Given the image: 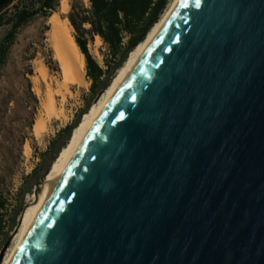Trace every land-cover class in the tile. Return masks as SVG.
<instances>
[{
  "label": "water",
  "instance_id": "water-1",
  "mask_svg": "<svg viewBox=\"0 0 264 264\" xmlns=\"http://www.w3.org/2000/svg\"><path fill=\"white\" fill-rule=\"evenodd\" d=\"M11 264H264V0L179 1Z\"/></svg>",
  "mask_w": 264,
  "mask_h": 264
},
{
  "label": "rangeland",
  "instance_id": "rangeland-1",
  "mask_svg": "<svg viewBox=\"0 0 264 264\" xmlns=\"http://www.w3.org/2000/svg\"><path fill=\"white\" fill-rule=\"evenodd\" d=\"M21 1L25 0H16L7 8L4 13L6 18L13 15ZM61 2L62 0H56V9L50 15L59 14L62 19L69 20L70 24L69 14L73 6L76 12L82 9L91 11L90 0H67L65 11L61 8ZM171 2L172 0H169L166 9ZM49 16L42 13L33 16L14 31L10 41H7V36L12 30V23L0 26V47L7 45L0 61V192L6 199L0 252L7 245L0 257V264H3L12 245L22 211L32 200L34 189L45 180L47 172L61 152L56 154L49 149L51 140L79 115H82L81 122L85 113L82 114L81 111L86 108L88 102L91 106L103 92L92 95V81L87 77L85 70L88 86L70 84V88L64 91V96L55 93L57 109L53 114L47 115L43 107L47 84L41 80L36 84L34 77L38 76L39 68L44 66L50 74V80L62 78L60 63L47 40V32L50 29L47 23ZM72 31L74 36L77 35L74 27ZM127 40L128 36L125 35L124 42ZM88 49L104 68L108 60L115 62L108 45L103 39L97 41L96 35L89 39ZM54 81L52 87L56 89ZM37 86L41 88L40 95L37 94Z\"/></svg>",
  "mask_w": 264,
  "mask_h": 264
},
{
  "label": "trees",
  "instance_id": "trees-1",
  "mask_svg": "<svg viewBox=\"0 0 264 264\" xmlns=\"http://www.w3.org/2000/svg\"><path fill=\"white\" fill-rule=\"evenodd\" d=\"M15 1L0 0V26L12 23V30L7 36V41L12 39L16 29L33 16L39 13L49 16L56 9V0H25L21 1L20 6L19 4L16 6L17 9L10 18H6L5 11ZM90 2V12L85 9L76 12L73 6L69 19L77 32L75 39L86 59L87 77L92 81L91 91L92 95H95L110 84L115 72L123 65L129 52L144 40L148 31L161 17L169 0H90ZM95 35L103 39L115 58L114 63L107 61L106 68L100 65L89 52L88 41ZM125 35L128 36L126 43L124 42ZM6 48L7 45L0 47V61L4 57ZM89 107L90 102L81 113L86 112ZM81 116L79 115L73 123L57 133L51 140L50 150L56 154L61 151L70 139L73 129L79 124ZM5 207L6 199L0 192V235L4 228L3 211Z\"/></svg>",
  "mask_w": 264,
  "mask_h": 264
},
{
  "label": "bare ground",
  "instance_id": "bare-ground-1",
  "mask_svg": "<svg viewBox=\"0 0 264 264\" xmlns=\"http://www.w3.org/2000/svg\"><path fill=\"white\" fill-rule=\"evenodd\" d=\"M179 1L180 0H172L169 7L162 13L158 21L148 31L144 40L129 52L126 60L117 70V73L112 78L110 84L103 90L98 99L90 106L88 111L83 114L81 122L72 131L73 133L71 139H69V143L61 149L59 156L53 163L50 171L43 181L44 184L39 188L36 194L33 191L32 200L22 211L16 232L14 234L13 242L11 243L12 245L6 254L3 264H11L41 209L54 191L92 124L132 72L154 37L178 5ZM61 8L63 11L67 9V0H62ZM47 23L50 27L47 32V40L55 52L56 59L60 63L62 78L50 80V74H48L47 68L41 66L38 70V76H35L34 80L36 84L39 80H41V82L44 81L45 84H47L46 98L44 97L43 107L47 115H51L57 109L55 93L64 96L65 92L70 88V84H77L78 86L83 85L84 87H87L88 82L85 78V57L76 42L72 31L73 25L69 23V20L62 19L59 14L50 15ZM96 39L97 41H100L102 38L99 35H96ZM53 80H55L54 82L57 86L56 89H53L52 87ZM38 87L39 86H37L36 90L37 94L40 95L41 88L39 89ZM26 150L27 153H29L28 147Z\"/></svg>",
  "mask_w": 264,
  "mask_h": 264
},
{
  "label": "snow or ice",
  "instance_id": "snow-or-ice-1",
  "mask_svg": "<svg viewBox=\"0 0 264 264\" xmlns=\"http://www.w3.org/2000/svg\"><path fill=\"white\" fill-rule=\"evenodd\" d=\"M197 7H199V0H197Z\"/></svg>",
  "mask_w": 264,
  "mask_h": 264
}]
</instances>
